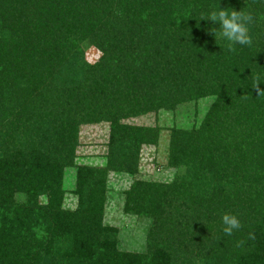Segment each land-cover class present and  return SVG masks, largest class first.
Here are the masks:
<instances>
[{
  "label": "trees",
  "instance_id": "1",
  "mask_svg": "<svg viewBox=\"0 0 264 264\" xmlns=\"http://www.w3.org/2000/svg\"><path fill=\"white\" fill-rule=\"evenodd\" d=\"M218 7L253 15L250 47L215 42L219 23L199 19ZM87 44L102 52L93 64ZM260 90L264 0H0V264H264ZM209 95L199 126L171 129L175 178L124 191L122 210L151 224L146 251L122 249L105 221L109 173L137 175L162 133L125 120ZM99 122L106 165L77 164L81 126ZM224 213L242 225L231 236Z\"/></svg>",
  "mask_w": 264,
  "mask_h": 264
},
{
  "label": "rangeland",
  "instance_id": "2",
  "mask_svg": "<svg viewBox=\"0 0 264 264\" xmlns=\"http://www.w3.org/2000/svg\"><path fill=\"white\" fill-rule=\"evenodd\" d=\"M85 59L88 63L97 62L102 52L95 45H85ZM215 100L214 96H205L178 105L173 110H161L158 114L149 113L126 119L128 123L138 125H158L162 133L157 144H146L141 148L140 168L137 175L124 172H110L108 178L109 200L105 212V221L119 227V245L127 251H146L147 231L151 219L126 214L123 210L124 191L136 178L157 181H172L180 169L168 166L169 145L172 128H191L199 126L208 109ZM111 125L109 122L85 124L80 128V141L77 147L76 163L91 166H105L107 163L108 142ZM181 171H183L181 169ZM76 181V169L66 170L65 206L74 208L78 198L72 192ZM19 195L17 199H23Z\"/></svg>",
  "mask_w": 264,
  "mask_h": 264
},
{
  "label": "clouds",
  "instance_id": "3",
  "mask_svg": "<svg viewBox=\"0 0 264 264\" xmlns=\"http://www.w3.org/2000/svg\"><path fill=\"white\" fill-rule=\"evenodd\" d=\"M190 16H193V14L189 13L188 17ZM253 19V15L250 12L235 11L231 7H218L208 10L205 15L200 16L199 20H210L214 24L218 22V29L212 28L209 30L214 35L215 42L217 43V37H219L227 42L228 52H235V46L237 45L242 48L252 45V37L248 26L253 22ZM258 82H261L259 78L256 79L252 87L255 88ZM260 94H264V90H260L258 95ZM220 220L222 232L226 236H231L242 227L240 219L235 214L224 213L221 215ZM249 238H254L252 233H249Z\"/></svg>",
  "mask_w": 264,
  "mask_h": 264
}]
</instances>
